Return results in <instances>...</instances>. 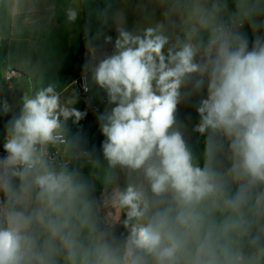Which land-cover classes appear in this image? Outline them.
Here are the masks:
<instances>
[{"label": "clouds", "instance_id": "9594fccd", "mask_svg": "<svg viewBox=\"0 0 264 264\" xmlns=\"http://www.w3.org/2000/svg\"><path fill=\"white\" fill-rule=\"evenodd\" d=\"M155 3L162 20L105 36L113 50L85 77L106 103L102 158L83 153L89 176L49 151L65 143L66 121L87 115L54 86L8 120L0 264H264V0ZM194 96L189 132L178 111ZM96 180L111 189L103 201Z\"/></svg>", "mask_w": 264, "mask_h": 264}, {"label": "crops", "instance_id": "0c3cea01", "mask_svg": "<svg viewBox=\"0 0 264 264\" xmlns=\"http://www.w3.org/2000/svg\"><path fill=\"white\" fill-rule=\"evenodd\" d=\"M82 8V0H0V35L7 43L5 75L10 68L18 72L3 98V102L7 101L11 107L9 113L14 114L22 109L25 96L32 97L37 91L49 85L54 86L62 106L76 109L85 107L72 83L83 73H88L91 78V70L101 56L96 55L95 40L86 46L83 54L79 52L82 37L86 33ZM69 9H74L78 13L74 22L67 19ZM116 14L113 42L117 37ZM66 74L68 76L65 78ZM93 92L99 111L89 112L91 116H85L78 123L74 122V118L66 121V138L72 133L87 136L102 135L99 131L97 114L106 107L105 96L97 87L94 88V85ZM184 107V103L179 106V119ZM195 124L196 122L191 123V127ZM192 136L200 155L202 153L200 144H204L203 138L196 133H192ZM0 155H3V152L0 151ZM82 156L85 157L83 153ZM56 158L68 161L69 165L71 163L66 146L58 147ZM82 172L85 176H89L90 166L88 165V168ZM110 191L111 189L105 190L99 180L95 181V194L101 201ZM101 212L102 215L110 217L115 215L110 206L102 208ZM117 229L119 232H124L119 225Z\"/></svg>", "mask_w": 264, "mask_h": 264}, {"label": "trees", "instance_id": "16d2710c", "mask_svg": "<svg viewBox=\"0 0 264 264\" xmlns=\"http://www.w3.org/2000/svg\"><path fill=\"white\" fill-rule=\"evenodd\" d=\"M83 1V17L86 25V33L82 37V46L80 48V54L85 52L86 46L95 40L96 53L98 50L101 54L106 53L104 51L109 43H104L103 38L105 36H111L112 39L115 36V14L118 9L117 0H82ZM0 52L4 54V59L6 62L7 56V43L2 40L0 35ZM81 112H86V117H90L87 107H82L78 109ZM19 111L14 114L8 113L7 115L0 116V151L2 152L3 138L6 135L5 126L9 119L13 116L18 115ZM102 135L87 136V135H76L69 134L67 137V151L71 157L70 167H79L82 171L88 168V163L82 153L85 151H91L93 146L95 147V152L98 156L102 158L101 142L103 141ZM194 152L199 156L196 143H192ZM79 154V159L76 158ZM125 231V230H124Z\"/></svg>", "mask_w": 264, "mask_h": 264}, {"label": "rangeland", "instance_id": "374dc122", "mask_svg": "<svg viewBox=\"0 0 264 264\" xmlns=\"http://www.w3.org/2000/svg\"><path fill=\"white\" fill-rule=\"evenodd\" d=\"M117 5L118 11L116 14V34H118L117 28L121 26L126 27L129 30H141L162 20V9L155 3V0H117ZM244 31L248 34L249 38H251L252 34L247 29V27L244 29ZM175 34H180L178 28L175 29ZM109 44L110 45L108 46L113 47L112 43ZM98 54H101L100 50H98ZM98 54L96 53L97 56ZM44 59L46 58L44 57ZM6 66L4 54L0 52V107H2L4 96L6 95L10 86L13 84V82H6ZM79 71L80 70H78V72ZM68 74L64 75V77L66 78ZM95 87L96 86H94V88ZM102 95H104V93ZM197 100L198 98L194 96L191 102L184 103L185 107L183 114L181 115V119L188 125L189 132H191V123H198L199 121V117L195 111ZM104 109L105 107H103L102 112ZM0 116H3L1 111ZM200 147L203 152L204 144H200Z\"/></svg>", "mask_w": 264, "mask_h": 264}, {"label": "built area", "instance_id": "2783aa9c", "mask_svg": "<svg viewBox=\"0 0 264 264\" xmlns=\"http://www.w3.org/2000/svg\"><path fill=\"white\" fill-rule=\"evenodd\" d=\"M18 75V72L14 68H10L7 70L5 79L7 82L13 81V79ZM91 80L90 75L88 73H83L79 77H77L72 85L76 92L78 93L79 97L82 100V103L85 107H87L88 111L91 113L98 112L99 106L95 103V98L93 96V85H90L89 91H84V85H85V77ZM67 144V138L65 136V143H61L59 145H51V148L49 149L50 153L57 157L58 155V147L60 146H66ZM84 153V152H83Z\"/></svg>", "mask_w": 264, "mask_h": 264}, {"label": "water", "instance_id": "95a60500", "mask_svg": "<svg viewBox=\"0 0 264 264\" xmlns=\"http://www.w3.org/2000/svg\"><path fill=\"white\" fill-rule=\"evenodd\" d=\"M113 50V47H107L104 49L106 53H110Z\"/></svg>", "mask_w": 264, "mask_h": 264}]
</instances>
